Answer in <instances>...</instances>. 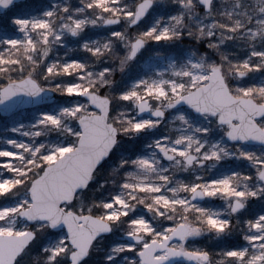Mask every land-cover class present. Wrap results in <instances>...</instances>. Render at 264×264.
<instances>
[{"label":"snow or ice","instance_id":"obj_1","mask_svg":"<svg viewBox=\"0 0 264 264\" xmlns=\"http://www.w3.org/2000/svg\"><path fill=\"white\" fill-rule=\"evenodd\" d=\"M11 9L0 264H264V0Z\"/></svg>","mask_w":264,"mask_h":264},{"label":"rangeland","instance_id":"obj_2","mask_svg":"<svg viewBox=\"0 0 264 264\" xmlns=\"http://www.w3.org/2000/svg\"><path fill=\"white\" fill-rule=\"evenodd\" d=\"M32 3L38 4L39 0H32ZM13 12H15V9L8 10L4 12L3 14L0 15V36H3L6 32L11 33L14 31V28L12 27L9 17L12 16ZM187 43V42H186ZM153 50H156L154 48H149L148 52L146 55L150 54ZM3 117H0V122L3 121ZM5 135H14L12 133H4L2 127H0V137L5 136ZM116 240V237L113 236H108L106 240L103 242L104 246H109L112 242ZM207 242V243H206ZM197 245H204V244H209L210 247H214V242L208 241L206 238L198 239L196 241ZM31 260V256L28 258Z\"/></svg>","mask_w":264,"mask_h":264},{"label":"trees","instance_id":"obj_3","mask_svg":"<svg viewBox=\"0 0 264 264\" xmlns=\"http://www.w3.org/2000/svg\"><path fill=\"white\" fill-rule=\"evenodd\" d=\"M206 243H207V242H206ZM207 245L209 246V244H207ZM209 247H210V246H209ZM99 255H100V254H96V255H94V256H93V259H99Z\"/></svg>","mask_w":264,"mask_h":264},{"label":"water","instance_id":"obj_4","mask_svg":"<svg viewBox=\"0 0 264 264\" xmlns=\"http://www.w3.org/2000/svg\"><path fill=\"white\" fill-rule=\"evenodd\" d=\"M5 11H0V14L4 13Z\"/></svg>","mask_w":264,"mask_h":264}]
</instances>
